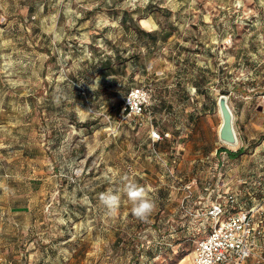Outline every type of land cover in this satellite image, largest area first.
<instances>
[{
	"label": "rangeland",
	"instance_id": "obj_1",
	"mask_svg": "<svg viewBox=\"0 0 264 264\" xmlns=\"http://www.w3.org/2000/svg\"><path fill=\"white\" fill-rule=\"evenodd\" d=\"M125 174L152 189L146 221L99 201ZM218 202L250 212L264 264V0H0V264H194Z\"/></svg>",
	"mask_w": 264,
	"mask_h": 264
},
{
	"label": "built area",
	"instance_id": "obj_2",
	"mask_svg": "<svg viewBox=\"0 0 264 264\" xmlns=\"http://www.w3.org/2000/svg\"><path fill=\"white\" fill-rule=\"evenodd\" d=\"M151 94L145 86H135L127 93L124 110L129 116L145 117ZM154 141L163 139L162 133L152 129ZM231 202L235 201L230 196ZM228 209L221 203L212 205L203 223V236L195 250L194 264H245L252 255L254 243V222L249 211L231 213L225 220Z\"/></svg>",
	"mask_w": 264,
	"mask_h": 264
},
{
	"label": "clouds",
	"instance_id": "obj_3",
	"mask_svg": "<svg viewBox=\"0 0 264 264\" xmlns=\"http://www.w3.org/2000/svg\"><path fill=\"white\" fill-rule=\"evenodd\" d=\"M121 186L109 188L99 195V201L106 210V215L116 216L119 212L122 197L126 196L131 204V213L141 221H146L156 208V202L151 195L150 186L137 183L130 175L120 178Z\"/></svg>",
	"mask_w": 264,
	"mask_h": 264
},
{
	"label": "water",
	"instance_id": "obj_4",
	"mask_svg": "<svg viewBox=\"0 0 264 264\" xmlns=\"http://www.w3.org/2000/svg\"><path fill=\"white\" fill-rule=\"evenodd\" d=\"M218 107L221 113L222 123L219 128V139L227 145L234 146L238 143V134L234 125V113L230 107L228 96L220 94Z\"/></svg>",
	"mask_w": 264,
	"mask_h": 264
},
{
	"label": "trees",
	"instance_id": "obj_5",
	"mask_svg": "<svg viewBox=\"0 0 264 264\" xmlns=\"http://www.w3.org/2000/svg\"><path fill=\"white\" fill-rule=\"evenodd\" d=\"M141 32H144V33H146L148 35H153L154 34L153 32H148V31H145L144 29H141ZM225 150L227 151L228 149H226L225 147H221V148L218 149V152H222V151H225ZM244 151H245V148H240L236 152H233L231 150H228V153H229V155L232 158H236V157L240 156V154L244 153Z\"/></svg>",
	"mask_w": 264,
	"mask_h": 264
},
{
	"label": "crops",
	"instance_id": "obj_6",
	"mask_svg": "<svg viewBox=\"0 0 264 264\" xmlns=\"http://www.w3.org/2000/svg\"><path fill=\"white\" fill-rule=\"evenodd\" d=\"M244 143H242V145H239L238 147H228L229 145H223V144H221V146H220V148L221 147H225L226 149H228V150H231V151H233V152H236V151H238L240 148H244V145H243ZM228 150L226 151H222V152H220V154H222L223 152H228ZM216 151H218V149H216ZM230 156V155H229ZM228 158H232L231 156L230 157H228ZM233 159V158H232Z\"/></svg>",
	"mask_w": 264,
	"mask_h": 264
},
{
	"label": "bare ground",
	"instance_id": "obj_7",
	"mask_svg": "<svg viewBox=\"0 0 264 264\" xmlns=\"http://www.w3.org/2000/svg\"><path fill=\"white\" fill-rule=\"evenodd\" d=\"M219 113H220V110H219ZM220 115H221V113H220Z\"/></svg>",
	"mask_w": 264,
	"mask_h": 264
}]
</instances>
